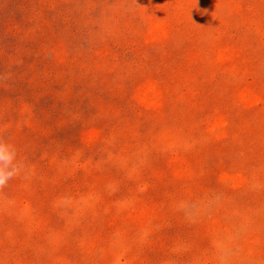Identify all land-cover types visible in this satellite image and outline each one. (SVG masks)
Listing matches in <instances>:
<instances>
[{"label":"rangeland","instance_id":"1","mask_svg":"<svg viewBox=\"0 0 264 264\" xmlns=\"http://www.w3.org/2000/svg\"><path fill=\"white\" fill-rule=\"evenodd\" d=\"M0 264H264V0H0Z\"/></svg>","mask_w":264,"mask_h":264},{"label":"clouds","instance_id":"2","mask_svg":"<svg viewBox=\"0 0 264 264\" xmlns=\"http://www.w3.org/2000/svg\"><path fill=\"white\" fill-rule=\"evenodd\" d=\"M22 168L16 146L0 139V190H3L11 179L18 176Z\"/></svg>","mask_w":264,"mask_h":264}]
</instances>
